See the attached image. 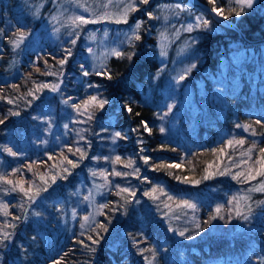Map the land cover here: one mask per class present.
Segmentation results:
<instances>
[{"label": "trees", "instance_id": "1", "mask_svg": "<svg viewBox=\"0 0 264 264\" xmlns=\"http://www.w3.org/2000/svg\"><path fill=\"white\" fill-rule=\"evenodd\" d=\"M126 1L123 25L136 17L143 23L103 74L89 72L101 97L80 107L94 92L90 85L69 101L84 50L55 49L35 6L0 0V264H260L264 0H202L221 7L242 33L187 0ZM177 1L205 17L189 31L195 63L177 88L151 90L162 69L159 37L189 17L166 19L163 9ZM36 30L16 47V38ZM62 62L61 95L49 94ZM74 102L66 146L44 152L46 117L65 121ZM127 124L135 130L130 144ZM90 173L102 183L97 218L84 225L85 202L74 223L63 224L66 204H78L73 188Z\"/></svg>", "mask_w": 264, "mask_h": 264}, {"label": "rangeland", "instance_id": "2", "mask_svg": "<svg viewBox=\"0 0 264 264\" xmlns=\"http://www.w3.org/2000/svg\"><path fill=\"white\" fill-rule=\"evenodd\" d=\"M27 1L35 6L37 16L44 18L46 38L55 49L60 48L69 55L76 54L72 50L76 52H79L80 49L84 50L83 57L85 58V63L83 70L76 79L74 97H71L69 101L72 102L75 100V97H80L86 93L90 85L94 89L93 95L80 107L89 106L98 101L101 97L99 87L89 79V72L97 71L103 74L107 69V60L111 57L119 56L125 45L137 35L143 23L141 18L136 17L128 28L123 25L129 19L131 3L128 4L126 0ZM47 5L49 6L46 7ZM163 10L167 11L164 15L171 22H174V18H179L183 13L189 15V17L186 23L178 25L175 30L170 29L166 31L159 37L158 42L161 46L160 59L162 61V69L153 76L151 90L158 88L159 85H163L165 88H177L180 79L190 71V68L195 63L194 43L196 38L189 31L205 20V17L200 14L195 16L191 15L192 11L184 3L179 1L166 6ZM207 25L212 30L218 29L217 24L211 21ZM38 35V30L32 34L22 33L18 41L16 38V47L18 48L22 43L30 42L32 38ZM39 43L37 41L36 45H43ZM36 45L33 46L34 49ZM173 48L177 49V52L172 58L171 51ZM19 52L21 53L20 49ZM65 63L62 62L52 70L53 78L50 82L49 94L58 92L61 95L60 91L65 78ZM62 100L63 102H67V100ZM115 101H117L119 106H123L122 102ZM73 108L74 110L69 113L65 121L60 122L56 119L46 117L45 131L40 141L41 148L45 150L44 152L48 153L54 149H62L66 146V138L71 131L69 128L72 120L77 117L76 112L79 109V104L74 102ZM125 129L129 140L125 144L133 143L134 128L131 127V124H127ZM118 132L119 128L113 129V139L116 138ZM66 168L68 170L67 166ZM69 174H72V170H69ZM54 178V183H57L59 178L56 174ZM89 178L90 181L83 178L79 186L73 188L78 204L73 205L71 202H68L69 197L65 211L62 212L63 224H66L68 221L74 223L80 213L79 211L84 210L83 204L85 202L88 204L90 210L81 217L84 225L90 224L97 218L98 209L95 202L97 195L102 190V183L92 173H90ZM191 205L190 202L185 201L181 209L188 211ZM260 264H264V259Z\"/></svg>", "mask_w": 264, "mask_h": 264}, {"label": "water", "instance_id": "3", "mask_svg": "<svg viewBox=\"0 0 264 264\" xmlns=\"http://www.w3.org/2000/svg\"><path fill=\"white\" fill-rule=\"evenodd\" d=\"M188 4L192 7L206 13L210 14L214 19L225 24L227 26L233 27L242 33L240 27L233 20L229 19L223 12L221 7L212 6L208 3L203 2L202 0H187Z\"/></svg>", "mask_w": 264, "mask_h": 264}]
</instances>
